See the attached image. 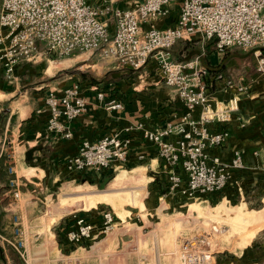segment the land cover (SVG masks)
I'll use <instances>...</instances> for the list:
<instances>
[{
	"label": "built area",
	"instance_id": "built-area-1",
	"mask_svg": "<svg viewBox=\"0 0 264 264\" xmlns=\"http://www.w3.org/2000/svg\"><path fill=\"white\" fill-rule=\"evenodd\" d=\"M118 0H2L0 10V62L5 76L15 78L16 66L41 53L56 52L60 57L74 52H101L119 66L140 69L154 60L160 78L176 90L187 108L177 121L147 128L143 122L102 136L97 141L83 140L77 154L67 160L69 171L93 168L102 171L113 162L127 160L131 132L142 130L144 137L154 142L160 156L170 168L169 189L180 190L189 198L221 191L232 177V168L243 167V155L236 150L230 163H224L210 150L222 145L229 132L212 131L209 124L229 121L235 106L215 97L209 90L211 73L198 58L177 59L171 48L180 40L200 36L215 39L217 49L231 47L255 49L257 70L264 73V0H135L134 6L120 7ZM180 11L173 25L159 28L155 19L170 13L174 4ZM147 25V26H145ZM217 80L235 86L233 78L219 72ZM98 89V88H97ZM238 89L246 92L247 84ZM97 96L108 109L123 107L113 98L105 100V92ZM88 99L83 85L74 82L61 92L50 89L45 105L39 111L48 112L46 136L69 138L73 135L71 123L87 110ZM201 108L195 118L191 112ZM65 118V119H64ZM64 119V120H63ZM176 136V139H169ZM181 169L186 174V183ZM9 187L13 198L20 197V181L15 166L9 165ZM66 232V240L81 244L94 233L92 221L76 211ZM100 234L116 226L113 211L101 214ZM219 222L208 228H195L182 240L185 264H214L216 250L212 241L222 232ZM13 237L0 230V243L12 246L25 260L28 256L26 233L20 215L14 216Z\"/></svg>",
	"mask_w": 264,
	"mask_h": 264
},
{
	"label": "crops",
	"instance_id": "crops-1",
	"mask_svg": "<svg viewBox=\"0 0 264 264\" xmlns=\"http://www.w3.org/2000/svg\"><path fill=\"white\" fill-rule=\"evenodd\" d=\"M134 3L135 0H118L116 5L124 8L132 7ZM179 11V4L175 3L168 15L161 16L154 22L159 28L173 25ZM171 50L177 59L186 58L192 53L191 59L198 58L202 64L207 65L212 81L209 90L219 100L231 101L235 106L233 116L229 121H216L209 124L212 131L227 130L229 132L222 145L211 148L212 157L217 156L222 162L230 163L236 150H240L243 155L245 165L231 169L232 177L225 188L210 194L198 195L196 198H189L180 190L170 191V168L160 156L157 145L144 137L142 130L131 132V143L125 162H113L110 167L102 171H96L93 168L80 171L68 170L67 160L77 154L83 140L97 141L106 134L135 126L139 122H143L147 128H156L168 121H177L188 112L176 90L160 78L154 60H150L148 65L140 69H134L119 66L115 60L111 59L110 61L115 64L108 69H111L112 74L117 78H113L103 86L93 81L83 82V92L88 99L87 110L72 121L73 135L69 138L46 136L49 113L41 112L39 109L45 105V97L50 89L61 92L72 83H66L59 88L48 86L45 90L36 92L37 94L32 93V99L26 101L25 96L22 102L15 105L12 98L19 90L18 81L6 80L0 62V97H2L0 99H3L0 101V109H3L2 104L6 100L13 102L8 103L11 113L0 121V126L6 128L5 133L7 134L8 131L10 133V144L7 147L5 144L0 145V170L7 169L6 173L0 176V230L4 234L14 236V216L20 215L29 253L30 242L33 241L30 239V233L34 237L39 232L29 224L26 214H30L35 203L55 196L57 203H64L63 206L60 205L57 216L62 217L72 211H79L92 221L94 235L90 240L95 239L100 235V218L104 208H110L114 211L115 217L117 219L119 217L114 204L103 200V197L108 195L110 184L122 182L125 175L145 178L142 185L148 188L147 196L142 201L139 211L133 212V209L137 207L136 204L133 209L132 207L131 209L124 208L128 215L146 210L147 215L153 216V212L157 214L160 208L162 211L169 210L178 214L186 206L190 211L191 205L195 203H189V200L198 201L199 204L211 202V207L220 208V213L225 216L235 213L237 207L244 205L246 208H242L247 209L246 213L250 215L247 218L250 219H253V213L264 211V73L257 70L256 59L250 60V53L232 52L229 48L220 51L217 49L215 39L205 40L200 36L182 39ZM42 58L47 59V56L39 53L34 59L21 61L16 66L15 78L24 71V68H28L29 63ZM91 65L97 66L98 63ZM102 67L99 66V72L104 71L105 68ZM219 72L225 77L233 78L236 82L235 86L228 87L225 80H217L215 75ZM241 84H247L246 92L238 89ZM99 90L105 92V100L115 98L123 103V107L108 109L104 105V100H100L97 96ZM8 105L4 109L7 110ZM200 113L201 108L196 107L191 112V116L197 118ZM169 139H176V136H170ZM31 148H36V150L33 152L31 162H28L26 153ZM11 164L16 170L13 175L18 177L21 184L18 199L13 198L9 187L12 174L9 173L8 168ZM179 171L183 173L184 183H186L185 172L181 169ZM110 175L112 178L106 187L100 189L103 179ZM117 179L119 181H116ZM21 187L22 189L26 187V191L22 192ZM74 189L78 191V196L87 198L80 199V206L72 209L69 199ZM89 195H94L96 199L94 204H91L92 199L89 202ZM259 203L261 206L259 209L252 207ZM261 221L263 220L257 218L254 222L259 225ZM86 242L72 244L68 241L59 243L56 240L57 255H61L60 257L56 256L55 260L50 258V254L47 257L46 252L37 253L35 251L34 261L36 263L46 256L50 262L57 264L59 259H68V257L70 259L74 255L83 253L88 255L90 250L99 248L97 245H101L100 248L104 245L101 241ZM118 245L116 242L110 243L111 247L118 248ZM40 246L43 247L42 244ZM49 248V245L44 246L45 250ZM9 249L14 248L0 243V264H12V258L7 252ZM221 252H217L214 264H264V225L239 251L229 254ZM181 254L183 255V250ZM80 259V263H83V257ZM181 259V264H185L183 257Z\"/></svg>",
	"mask_w": 264,
	"mask_h": 264
},
{
	"label": "rangeland",
	"instance_id": "rangeland-1",
	"mask_svg": "<svg viewBox=\"0 0 264 264\" xmlns=\"http://www.w3.org/2000/svg\"><path fill=\"white\" fill-rule=\"evenodd\" d=\"M1 5L2 0H0V10ZM229 50L232 52L250 53V60L256 59L254 56L255 49L243 50L239 47H232ZM46 56L47 59L42 58L36 62L29 63L28 68H24V71L17 78L13 79L14 81H18L19 88L15 97L12 98L15 105L22 102L25 96L26 101L32 99V93L37 94L36 92H41L48 86L59 88L66 83L73 84L74 82H79L82 84L86 80L100 83L103 86L105 83L112 81L113 78H117V76L112 74V70L108 69L112 68L111 66L115 62H111L110 58L105 57L98 51L93 53L78 51L61 57L56 52H48ZM94 63H98V65L92 66L91 64ZM99 66H105L102 67L105 68L104 71L99 72ZM6 80L8 81L9 79L6 78ZM8 103L13 102L6 100L2 104L3 109H0V121H3L11 113V107ZM7 105L9 106V110L4 109ZM5 132L6 128L0 126V145L5 144V147H7L10 144V133L9 131L7 134ZM6 171L7 169L0 170V176L2 173L5 174ZM31 172L35 171L31 170ZM144 180L145 178L142 177L135 178L125 175V178L121 180L122 182L110 184L111 187L108 195H105L103 200L114 204L116 207V211L119 214L118 219L116 218V226L108 233L100 234L95 239L87 240V242L91 243L101 241L104 244L103 248H100L101 245H97L99 248L96 247L90 250L91 252L88 255L83 253L74 255L70 259L69 257L68 259H59L57 264H181V257L183 256L181 254L182 240L186 233L192 229L198 227L208 228L211 226L213 220L219 222L224 230L214 236L212 248L216 250V254L222 250L223 252L221 253L229 254L230 252L239 251L245 243L251 241L257 230L264 225V211L253 213L254 217L250 219L247 218L250 216L248 215L249 213H246L247 209H243L246 208V205H244L237 207L235 213L231 215L226 213L227 216H225L223 213H220V208L214 209L213 206L211 207V202L199 204L198 201L194 200H189V203H195L191 205L190 211L187 209L188 206H186L178 214L169 210L162 211L161 208H158L157 214L153 212V216L147 215L146 210L138 214L130 213L128 215L127 211H124V208L131 209L132 207L133 209L134 204H136L137 207L133 209V212L139 211L142 201L147 196L148 188L142 185ZM116 181L119 180L117 179ZM7 188L9 189V187ZM105 190H102V192H105ZM23 191H26V187H23ZM78 195V191L76 192V189H74L72 197L69 199V202L72 203V209L80 206V199L87 198L85 196L82 198ZM88 198L89 202L92 199L91 204L96 202L94 195H89ZM63 204L57 203L56 197L53 196L47 200L39 201L32 206L33 210L30 211V214H26V218L34 230H37L39 233H36L37 235L34 237L30 233V239L33 241L30 242L31 248L29 247L26 260L20 256L16 249H9L7 251L8 255L12 258V264H54L46 256L35 263V251L37 253L46 252L48 253L47 257L50 254V258H54L55 260L61 256L57 255L56 240L59 243L61 241L64 243L62 239L72 222L71 218H69L71 217L70 213L62 217L60 215L57 216L60 205L63 206ZM259 205L260 203L254 204L252 207L259 209L261 207ZM104 209L111 210L108 207ZM257 218L260 220L263 218V222L259 225L254 222ZM249 228L254 234H245L246 229ZM113 242L119 244L118 248L110 246V243ZM41 244L43 247L40 246ZM106 244L109 245L106 246ZM47 245L50 248L45 250L44 246ZM54 247H56L55 250ZM80 257H83V263H80Z\"/></svg>",
	"mask_w": 264,
	"mask_h": 264
},
{
	"label": "water",
	"instance_id": "water-1",
	"mask_svg": "<svg viewBox=\"0 0 264 264\" xmlns=\"http://www.w3.org/2000/svg\"><path fill=\"white\" fill-rule=\"evenodd\" d=\"M198 52V51H197ZM191 55L192 53L186 57V58H179V59H182V60H190L191 59ZM205 65V64H204ZM206 67H208L207 65H205ZM209 68V67H208ZM36 150V148H31L28 150V152L26 153V156H27V161L28 162H31L32 158H33V152ZM112 178V176H106L103 181L101 182L100 184V189H104L107 185V183L110 181V179Z\"/></svg>",
	"mask_w": 264,
	"mask_h": 264
},
{
	"label": "bare ground",
	"instance_id": "bare-ground-1",
	"mask_svg": "<svg viewBox=\"0 0 264 264\" xmlns=\"http://www.w3.org/2000/svg\"><path fill=\"white\" fill-rule=\"evenodd\" d=\"M120 178H122V176L120 177ZM120 178H119V180H120ZM261 220H263V218L261 219ZM261 222H263V221H261ZM260 222V223H261ZM253 232L250 230V228L249 229H246V232H245V234H252ZM254 234V233H253ZM230 238V237H229Z\"/></svg>",
	"mask_w": 264,
	"mask_h": 264
},
{
	"label": "trees",
	"instance_id": "trees-1",
	"mask_svg": "<svg viewBox=\"0 0 264 264\" xmlns=\"http://www.w3.org/2000/svg\"><path fill=\"white\" fill-rule=\"evenodd\" d=\"M69 227H70V226H69ZM69 227H68V229H69ZM68 229H67V230H68ZM67 230H66V232H67ZM66 232H65V234H64V238H65V239H64V238L62 239V240L64 241V243L67 241V240H66V236H65V235H66ZM61 242H62V241H61Z\"/></svg>",
	"mask_w": 264,
	"mask_h": 264
}]
</instances>
